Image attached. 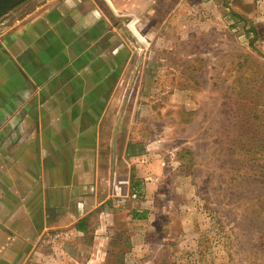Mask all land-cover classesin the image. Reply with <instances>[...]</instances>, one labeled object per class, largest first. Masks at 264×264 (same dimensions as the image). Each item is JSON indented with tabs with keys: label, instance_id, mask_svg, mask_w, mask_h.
I'll return each mask as SVG.
<instances>
[{
	"label": "crops",
	"instance_id": "1",
	"mask_svg": "<svg viewBox=\"0 0 264 264\" xmlns=\"http://www.w3.org/2000/svg\"><path fill=\"white\" fill-rule=\"evenodd\" d=\"M181 1L25 0L0 17V264H112L147 220L161 177L135 122L141 70Z\"/></svg>",
	"mask_w": 264,
	"mask_h": 264
},
{
	"label": "rangeland",
	"instance_id": "2",
	"mask_svg": "<svg viewBox=\"0 0 264 264\" xmlns=\"http://www.w3.org/2000/svg\"><path fill=\"white\" fill-rule=\"evenodd\" d=\"M168 25L135 117L161 180L112 264H264V0H182Z\"/></svg>",
	"mask_w": 264,
	"mask_h": 264
},
{
	"label": "water",
	"instance_id": "3",
	"mask_svg": "<svg viewBox=\"0 0 264 264\" xmlns=\"http://www.w3.org/2000/svg\"><path fill=\"white\" fill-rule=\"evenodd\" d=\"M25 0H0V17Z\"/></svg>",
	"mask_w": 264,
	"mask_h": 264
},
{
	"label": "trees",
	"instance_id": "4",
	"mask_svg": "<svg viewBox=\"0 0 264 264\" xmlns=\"http://www.w3.org/2000/svg\"><path fill=\"white\" fill-rule=\"evenodd\" d=\"M248 180H249V176H247V178L242 180V181H243V183H247L246 181H248ZM262 206L263 207H261V211L264 213V204H262ZM263 222H264V219H263Z\"/></svg>",
	"mask_w": 264,
	"mask_h": 264
},
{
	"label": "built area",
	"instance_id": "5",
	"mask_svg": "<svg viewBox=\"0 0 264 264\" xmlns=\"http://www.w3.org/2000/svg\"><path fill=\"white\" fill-rule=\"evenodd\" d=\"M132 197H136V193L135 192L132 193Z\"/></svg>",
	"mask_w": 264,
	"mask_h": 264
}]
</instances>
